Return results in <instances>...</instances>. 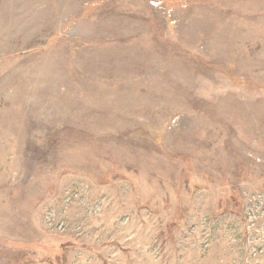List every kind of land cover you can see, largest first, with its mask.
<instances>
[{"label":"rangeland","instance_id":"1","mask_svg":"<svg viewBox=\"0 0 264 264\" xmlns=\"http://www.w3.org/2000/svg\"><path fill=\"white\" fill-rule=\"evenodd\" d=\"M0 264H264V0H0Z\"/></svg>","mask_w":264,"mask_h":264}]
</instances>
